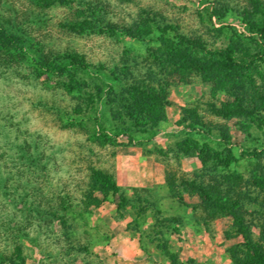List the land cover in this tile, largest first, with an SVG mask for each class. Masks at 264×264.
I'll list each match as a JSON object with an SVG mask.
<instances>
[{
	"label": "rangeland",
	"instance_id": "rangeland-1",
	"mask_svg": "<svg viewBox=\"0 0 264 264\" xmlns=\"http://www.w3.org/2000/svg\"><path fill=\"white\" fill-rule=\"evenodd\" d=\"M251 9V0H65L50 6L0 0V25L22 41L18 50L0 49V264H170L168 255L179 264H231L229 250L244 243V235L231 217L208 218L199 196L184 192L181 180L198 181L202 165L196 154L184 156L177 147L190 135L224 152L217 129L225 124L232 160L217 171L207 165L248 179L258 161L242 154L260 151L264 165V112L263 121L225 120L210 105L246 96L249 86L223 90L199 76L189 82L152 76L154 83L169 81L166 120L156 127L161 134L147 140L148 132H115L131 124L117 115L124 80L149 79V69L155 71L150 55L158 27L172 25L179 34L200 37L208 49L243 48L255 62L251 78L264 89V42H255L260 38L242 25L244 11ZM85 19L93 29L75 34L68 28ZM141 21L153 32L142 41L112 36L105 28ZM72 53L84 58L86 71L68 66L60 74L46 67L67 63L65 55ZM75 83L81 93L72 89ZM190 121L208 133L187 130ZM129 156H142L143 165L151 156L148 162L161 167V184L121 185L120 167L123 177L133 172ZM244 189L250 198L246 220L256 239L264 190Z\"/></svg>",
	"mask_w": 264,
	"mask_h": 264
},
{
	"label": "trees",
	"instance_id": "trees-1",
	"mask_svg": "<svg viewBox=\"0 0 264 264\" xmlns=\"http://www.w3.org/2000/svg\"><path fill=\"white\" fill-rule=\"evenodd\" d=\"M251 1V12L244 11L242 25L246 27L252 37L256 35L260 38L254 39L255 42L259 43L261 40L264 42V5L260 0ZM40 2H43L45 6H50L57 2L62 4L65 0H40ZM215 14L212 11L210 16H215ZM68 28L75 34H82L86 30L93 29L94 26L93 23L85 19L77 23H70ZM105 28L107 33L112 36L119 35L141 41L146 40L153 33L151 24L145 21L135 22L131 26L108 23ZM224 29L225 25H221L218 31L222 32ZM158 31L160 34L155 39L157 45L150 55L155 71L149 69V79L134 77L127 83L124 80L117 115L119 119H128L131 124L125 128H118L115 132L116 136L132 132V129L142 133L148 132L147 140L156 135L157 125L166 120L165 107L168 105L167 87L169 85L168 80L157 79L154 83L153 77L156 76L178 78L182 82H189L192 76H199L203 82L218 84L219 88L223 90L227 85H248L249 94L246 96L235 95L232 101L222 103L220 107L212 104L210 105L211 112L216 117L225 120L254 118V120L263 121L261 114L264 112V89L256 86L255 81L251 78L249 70L252 69L255 62L245 56L243 48L237 50L234 45H229L225 49H208L200 37L179 34L172 25L158 27ZM168 32H172L173 35L169 36ZM21 42L19 37L0 25V49L4 51L18 50ZM260 45L264 47V43ZM238 53L240 56L236 55ZM65 59L68 60L67 63L59 62L58 65L55 62L48 63L46 67L57 70L60 74L66 72L68 66H72L75 70L86 71L88 68L84 58L76 53L66 54ZM114 80L121 82L120 77H115ZM74 88L78 92H82V86L78 83L72 86V89ZM89 98L92 100V95ZM78 111L80 110L78 109ZM134 120H139L141 125L135 124ZM96 124H99L97 119ZM98 126L102 136L107 137L108 130L102 124ZM243 126L245 125L243 124ZM186 129L200 131L201 134L208 133L205 126L195 124L193 121H190ZM217 130L219 131L218 142L223 146L224 152L215 151L208 144L199 145L190 135L178 144L177 149L180 154L184 156L197 155L203 173L198 181L196 179L181 180V186L184 192L199 196L200 206L208 218L231 217L237 232H242L244 235L245 242L234 245L229 250L231 264H264V201L262 202L263 212H260L258 219L259 237L254 239L250 231L251 224L246 220L248 214L246 205L249 204L247 202L250 198L248 197L249 193L244 189L249 186L259 191L264 190V165L261 167L259 163L261 152L254 150L251 153L242 154V157L251 156L258 161V168H254L248 179H244L241 174L235 172L216 173L213 170L217 171L220 165L227 168L233 156L228 143L230 136L226 125L220 124ZM132 140V136L129 135L128 142H132ZM223 153H226V159L221 161L220 157ZM210 162L213 170L207 165ZM171 186L172 183L168 178V187L171 188ZM118 189L112 184L113 192H117ZM168 256L170 264H179L174 255Z\"/></svg>",
	"mask_w": 264,
	"mask_h": 264
},
{
	"label": "crops",
	"instance_id": "crops-1",
	"mask_svg": "<svg viewBox=\"0 0 264 264\" xmlns=\"http://www.w3.org/2000/svg\"><path fill=\"white\" fill-rule=\"evenodd\" d=\"M159 134L158 133L155 137H157ZM155 139V138H154ZM142 157V156H141ZM141 157H128V160H130V166L133 168V172H131V175H127L126 177H123L124 174L122 172V169L120 167L119 169V174H118V178H119V182L121 185L125 186V187H147V186H152L155 184H161V170H159V166H157L156 164L148 162L150 160H153L152 157L148 156V157H144L147 160V165H143L142 161L143 158ZM142 159V160H141ZM137 170V172H136ZM143 170L145 171V173H143L141 175V177H139V171ZM160 171V172H159ZM139 177V178H138Z\"/></svg>",
	"mask_w": 264,
	"mask_h": 264
}]
</instances>
